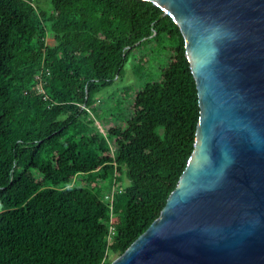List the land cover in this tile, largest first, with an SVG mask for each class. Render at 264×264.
Listing matches in <instances>:
<instances>
[{"label": "trees", "instance_id": "1", "mask_svg": "<svg viewBox=\"0 0 264 264\" xmlns=\"http://www.w3.org/2000/svg\"><path fill=\"white\" fill-rule=\"evenodd\" d=\"M152 48L170 53L159 78L105 104ZM199 118L184 37L159 6L0 0V264H111L160 216Z\"/></svg>", "mask_w": 264, "mask_h": 264}, {"label": "water", "instance_id": "2", "mask_svg": "<svg viewBox=\"0 0 264 264\" xmlns=\"http://www.w3.org/2000/svg\"><path fill=\"white\" fill-rule=\"evenodd\" d=\"M185 40L200 118L160 216L111 264H264V0H144Z\"/></svg>", "mask_w": 264, "mask_h": 264}, {"label": "rangeland", "instance_id": "3", "mask_svg": "<svg viewBox=\"0 0 264 264\" xmlns=\"http://www.w3.org/2000/svg\"><path fill=\"white\" fill-rule=\"evenodd\" d=\"M52 38L48 37L47 41L51 42ZM53 41V40H52ZM146 62L143 64L145 69V74L141 76L137 72H135V66L137 65V60L139 55H145ZM170 53L167 49L165 50H157V49H150L146 51H135L133 56L130 58V61L127 63L126 66V72L124 75V78L122 81H116L115 84L106 90H104L101 93V96L103 98V101L105 104H109L110 99L112 96H116L121 93L122 87L125 85L131 84L133 86V91L135 89L137 90L140 88L144 83H150L154 80H157L159 78V75L161 73V70L164 69L167 66V62L169 61ZM132 93H130L127 96H124L123 104L124 107H127L129 102H131ZM126 109V108H125ZM121 179V183H125V185L128 183V181L125 179L124 174L120 173L118 175ZM118 180V179H117ZM120 181V180H119ZM119 184V183H118ZM117 258V255H112L111 259L115 260Z\"/></svg>", "mask_w": 264, "mask_h": 264}, {"label": "built area", "instance_id": "4", "mask_svg": "<svg viewBox=\"0 0 264 264\" xmlns=\"http://www.w3.org/2000/svg\"><path fill=\"white\" fill-rule=\"evenodd\" d=\"M49 73H50L49 69L43 68L41 70V72L37 75V79H38V89H39L40 92H42L44 94H45L44 85L46 84L45 75L46 74H49ZM47 98L48 97L45 94L44 95V99H47ZM109 199L111 200V207H112V203H113V199H114V194H112L111 196H109ZM111 231L112 232L114 231V226L111 227ZM111 237H112V235L110 234L109 241H111Z\"/></svg>", "mask_w": 264, "mask_h": 264}]
</instances>
